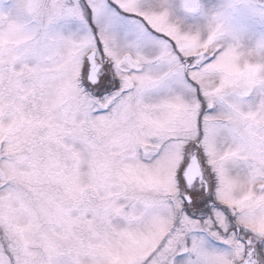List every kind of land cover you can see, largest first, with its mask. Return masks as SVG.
<instances>
[{"label": "snow or ice", "instance_id": "6c2138e0", "mask_svg": "<svg viewBox=\"0 0 264 264\" xmlns=\"http://www.w3.org/2000/svg\"><path fill=\"white\" fill-rule=\"evenodd\" d=\"M0 264H264V0H0Z\"/></svg>", "mask_w": 264, "mask_h": 264}]
</instances>
